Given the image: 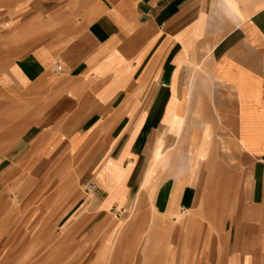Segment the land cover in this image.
Returning <instances> with one entry per match:
<instances>
[{
    "label": "crops",
    "instance_id": "obj_1",
    "mask_svg": "<svg viewBox=\"0 0 264 264\" xmlns=\"http://www.w3.org/2000/svg\"><path fill=\"white\" fill-rule=\"evenodd\" d=\"M0 1V264H264V0Z\"/></svg>",
    "mask_w": 264,
    "mask_h": 264
},
{
    "label": "rangeland",
    "instance_id": "obj_2",
    "mask_svg": "<svg viewBox=\"0 0 264 264\" xmlns=\"http://www.w3.org/2000/svg\"><path fill=\"white\" fill-rule=\"evenodd\" d=\"M6 1H0V10L1 6H3L4 11H0L1 13L6 12ZM5 28V27H4ZM7 199L10 200V202L13 204V201L17 203L18 201H21L20 198L12 195L8 196ZM6 210L4 211V214H0V222L3 220L4 217H6ZM17 216V215H16ZM15 216V217H16ZM115 221H119L115 216H113ZM50 227L52 228V238H55V236L58 234V232L61 231V227L56 224H51ZM140 228V227H139ZM25 240L22 239H16L11 241L9 244L13 246L15 244L14 252L15 254L20 252L22 250L21 246L34 244L37 245V248H34L35 250L32 252V257L30 258L29 264H55L56 261H62L63 264H70L71 258L69 256H66V252L70 251V243L66 244V248L63 249V256L56 258L54 256L55 252V245L56 241L53 240H30L28 238V233L26 231L25 234ZM115 236V237H114ZM114 240L111 243L109 254L106 257V263L105 264H166L168 257L162 255L164 253L163 249L158 250L156 248V244L158 243L155 240L149 239L150 234L148 232H144L141 234V232L137 233H127L126 231L122 230L119 233L115 234ZM6 241L0 240V252L4 248V244ZM163 245V244H162ZM20 246V247H19ZM29 249V248H28ZM98 250L95 249V253L97 254ZM97 258L94 257H82L79 260V264H92L93 261L95 263ZM175 264H182L183 257L182 256H175L174 257ZM191 264L193 262L198 261V257H192L191 258Z\"/></svg>",
    "mask_w": 264,
    "mask_h": 264
},
{
    "label": "built area",
    "instance_id": "obj_3",
    "mask_svg": "<svg viewBox=\"0 0 264 264\" xmlns=\"http://www.w3.org/2000/svg\"><path fill=\"white\" fill-rule=\"evenodd\" d=\"M56 67H57L58 70H60V69H61V65H60V63H58V64L56 65ZM95 187H96V186H95V183H94V182H89V183L87 184L86 190H87L88 193H91V192H93V191L95 190ZM117 214L120 215L119 212H118Z\"/></svg>",
    "mask_w": 264,
    "mask_h": 264
}]
</instances>
